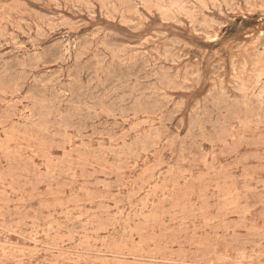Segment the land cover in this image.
I'll use <instances>...</instances> for the list:
<instances>
[{
    "label": "rangeland",
    "instance_id": "rangeland-1",
    "mask_svg": "<svg viewBox=\"0 0 264 264\" xmlns=\"http://www.w3.org/2000/svg\"><path fill=\"white\" fill-rule=\"evenodd\" d=\"M0 264H264V0H0Z\"/></svg>",
    "mask_w": 264,
    "mask_h": 264
},
{
    "label": "bare ground",
    "instance_id": "bare-ground-1",
    "mask_svg": "<svg viewBox=\"0 0 264 264\" xmlns=\"http://www.w3.org/2000/svg\"><path fill=\"white\" fill-rule=\"evenodd\" d=\"M176 5H177V4H176ZM179 8H180V7H179ZM161 10H162V9H161ZM162 12H163V11H162ZM166 17H167V16H166ZM168 17H169V16H168ZM22 64H23V63H22ZM106 66H107V65H106ZM104 68H105V66H104ZM102 70H104V69H102ZM114 70H115V69H114ZM106 71H107V70H106ZM114 73H115V72H114ZM116 73H117V72H116ZM152 73H153V72H152ZM116 75H117V74H116ZM137 75H138V74H137ZM137 75H136V76H137ZM140 75H141V74H140ZM113 76H114V75H113ZM138 76H139V75H138ZM152 76H153V75H152ZM116 77H117V76H116ZM126 77H128V76H126ZM126 77H125V78H126ZM129 77H130V76H129ZM129 77H128V78H129ZM91 78H92V77H91ZM139 78H140V77H139ZM157 78H158V77H157ZM164 79H165V78H164ZM90 80H91V79H90ZM160 80H161V79H160ZM166 80H167V78H166ZM92 81H93V80H92ZM88 82H89V81H88ZM114 82H115V81H114ZM128 82H129V80H128ZM89 83H90V82H89ZM116 84H117V81H116ZM127 84H128V83H127ZM246 85H247V84H246ZM133 86H134V84H133ZM142 86H143V85H142ZM241 87H242V86H241ZM53 88H54V87H53ZM119 88H120V87H119ZM141 88H142V87H141ZM243 89H244V88H243ZM49 90H50V89H49ZM143 90H144V89H143ZM246 91H247V90H246ZM246 91H245V92H246ZM60 92H61V91H60ZM85 92H86V91H85ZM137 92H138V91H137ZM139 92H141V91L139 90ZM239 92H240V91H239ZM243 92H244V91H243ZM250 92H251V91H250ZM241 93H242V92H241ZM248 93H249V92H248ZM248 93H247V94H248ZM251 93H252V92H251ZM251 93H250V94H251ZM108 94H109V93H108ZM57 95H58V94H57ZM59 95H60V94H59ZM94 95H95V94H94ZM62 96H63V95H62ZM95 96H96V95H95ZM212 96H213V95H212ZM245 96H246V95H245ZM249 96H250V95H249ZM254 96H255V95H254ZM123 97H124V96H123ZM258 97H260V96H258ZM262 97H263V96H262ZM59 98H60V97H59ZM62 98H63V97H62ZM119 98H120V97H119ZM143 98H144V97H143ZM94 99H95V98H94ZM102 99H103V98H102ZM144 99H145V98H144ZM248 99H249V98H248ZM255 99H256V98H255ZM257 99H258V98H257ZM86 100H87V99H86ZM97 100H98V99H97ZM117 100H118V99H117ZM146 100H147V99H146ZM50 101H51V100H50ZM67 101H69V100H67ZM104 101H105V100H104ZM250 101H251V100H250ZM65 102H66V101H65ZM115 102H116V101H115ZM126 102H127V101H126ZM76 103H77V102H76ZM145 103H146V102H145ZM220 103H222V102H220ZM249 103H250V102H249ZM257 103H258V102H257ZM68 104H69V103H68ZM68 104H67V105H68ZM70 104L72 105V103H70ZM73 104H74V103H73ZM152 104H153V103H152ZM48 105H49V104H48ZM65 105H66V103H65ZM217 105H219V104H217ZM217 105H216V106H217ZM221 105H222V104H221ZM68 106H69V105H68ZM141 106H142V105H141ZM150 106H152V105H150ZM79 107H80V106H79ZM99 108H100V106H99ZM99 108H98V109H99ZM254 108H255V107H254ZM128 109H129V108H128ZM204 109H206V107H205ZM207 109H208V108H207ZM252 109H253V108H252ZM70 110H71V109H70ZM156 111H157V110H156ZM210 111H211V110H210ZM220 111H222V110H220ZM237 111H238V110H237ZM254 111H255V110H254ZM63 112H64V111H63ZM63 112H62V113H63ZM205 113H206V112H205ZM253 114H254V112H253ZM206 115H207V114H206ZM231 115H232V113H231ZM254 115H255V114H254ZM204 116H205V115H204ZM209 118H210V116H209ZM255 118H256V117H255ZM93 119H94V118H93ZM198 119H199V118H198ZM205 119H206V118H205ZM129 120H130V119H129ZM119 121H120V120H119ZM131 121H132V120H131ZM206 122H209V121L206 119ZM245 122H246V121H245ZM256 123H257V122H256ZM62 126H63V125H62ZM200 126H201V125H200ZM221 127H222V126H221ZM241 127H242V126H241ZM223 128H224V127H223ZM223 128H222V129H223ZM217 129H218V127H217ZM240 132H241V131H240ZM262 134H263V133H262ZM138 143H139V142H138ZM71 175H72V174H71ZM101 188H102V187H101ZM106 224H107V223H106ZM64 232H65V231H64ZM122 241H123V240H122ZM110 243H111V242H110ZM57 245H59V244H57ZM76 247H77V246H76ZM85 254H86V253H85Z\"/></svg>",
    "mask_w": 264,
    "mask_h": 264
}]
</instances>
